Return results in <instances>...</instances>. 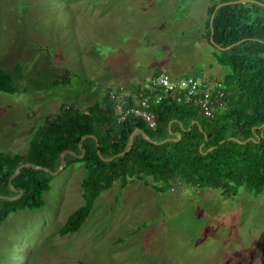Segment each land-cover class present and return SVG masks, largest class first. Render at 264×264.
<instances>
[{
	"label": "rangeland",
	"instance_id": "obj_1",
	"mask_svg": "<svg viewBox=\"0 0 264 264\" xmlns=\"http://www.w3.org/2000/svg\"><path fill=\"white\" fill-rule=\"evenodd\" d=\"M219 1L0 0V69L16 90L0 93V153L28 155L66 106L105 126L107 88L160 72L223 77L207 32ZM80 157L56 164L40 208L2 218L0 264H264V190L180 178L163 193L113 178L80 229L60 236L84 204L93 166Z\"/></svg>",
	"mask_w": 264,
	"mask_h": 264
},
{
	"label": "trees",
	"instance_id": "obj_2",
	"mask_svg": "<svg viewBox=\"0 0 264 264\" xmlns=\"http://www.w3.org/2000/svg\"><path fill=\"white\" fill-rule=\"evenodd\" d=\"M208 12V41L217 50L214 58L228 68L222 80L229 111L208 120L192 107L165 100L154 108L155 130L134 116L117 123L107 99L105 126L96 125L89 114L64 111L37 131L28 155L0 153V222L11 211L40 208L56 164L68 167L80 155L93 166L82 184L84 204L67 218L60 236L80 229L113 178L124 184L135 177L161 193L177 178L225 194L241 187L264 190V2L221 0ZM15 91L11 76L0 69V93ZM135 130H142L149 140L136 134L131 148L121 155ZM25 164L29 166L9 182ZM14 195L15 200L8 199Z\"/></svg>",
	"mask_w": 264,
	"mask_h": 264
},
{
	"label": "built area",
	"instance_id": "obj_3",
	"mask_svg": "<svg viewBox=\"0 0 264 264\" xmlns=\"http://www.w3.org/2000/svg\"><path fill=\"white\" fill-rule=\"evenodd\" d=\"M217 73L218 70L205 77H193L160 72L137 84L107 88L105 97L117 123L134 116L155 130L154 108L165 100L192 107L206 119L215 120L230 108L222 77ZM68 110L73 108L66 106L64 111Z\"/></svg>",
	"mask_w": 264,
	"mask_h": 264
},
{
	"label": "water",
	"instance_id": "obj_4",
	"mask_svg": "<svg viewBox=\"0 0 264 264\" xmlns=\"http://www.w3.org/2000/svg\"><path fill=\"white\" fill-rule=\"evenodd\" d=\"M247 2H249V1H247ZM251 2H254V1H251ZM216 9H217V8H216ZM213 17H214V14L211 16L210 24L212 23ZM212 34H213V32L211 33V37H212ZM136 134H141L145 139L149 140V138L146 136V134H144V133L142 132V130H135V131L130 135V137H129L128 146H127L125 152H123L121 155H124V154H125L130 148H131V146H132V142H133V137H134ZM179 137H180V136H179ZM84 138H85V137L82 138L81 142L84 140ZM176 140H177V139H176ZM61 158H62V160H63V155L61 156ZM24 166H29V165H28V164H25V165L20 166V167L15 171V173L9 178V182L12 181V179L18 174L19 170H20L21 168H23ZM32 167L35 168V169H41L40 167H36V166H33V165H32ZM43 170H46V169H43ZM52 175H54V172H52ZM16 198H17V197H9L8 199H9V200H15Z\"/></svg>",
	"mask_w": 264,
	"mask_h": 264
}]
</instances>
